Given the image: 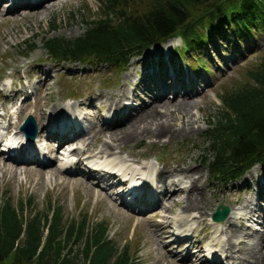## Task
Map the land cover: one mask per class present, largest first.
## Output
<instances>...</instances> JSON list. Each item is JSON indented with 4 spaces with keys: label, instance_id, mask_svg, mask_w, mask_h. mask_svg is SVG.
<instances>
[{
    "label": "rangeland",
    "instance_id": "obj_1",
    "mask_svg": "<svg viewBox=\"0 0 264 264\" xmlns=\"http://www.w3.org/2000/svg\"><path fill=\"white\" fill-rule=\"evenodd\" d=\"M56 3L50 11L43 12L38 17L36 15L29 16L30 9L24 7L17 8L14 15L6 13L5 5H0V78L1 75L12 77L15 73L14 79H17V81L8 78L0 80V89H2L0 103L6 105L14 100L15 96L10 97L11 89L6 87L14 81L12 88L22 91L19 93L20 95L17 94L18 99L27 98V102L23 106L27 107L28 104L32 109L37 104L36 110L39 113V120H36V122H39L41 126L45 122L44 119H47L50 110L56 105L63 108V111L64 108H72L76 111V118L81 122V131H83L80 135L81 138L78 140L82 141V144L83 141L84 144H90L88 148L86 145H82L84 148L81 147L76 156L91 152V155L97 158L91 157L90 160H87L89 164L95 161H104L103 163H93L94 166L84 162L83 166L78 167L80 170L88 171L92 167L96 169L95 166L105 163L107 165L104 166H108L111 170L115 168V163L122 164L123 169H126L125 166H130L129 162H132L135 166L129 168L131 171L138 168L145 173H152L157 169V171L167 172L170 168L176 167L179 169L181 165L182 167L189 165L192 169H197L202 173L201 180H197L200 196H202L200 197L202 198L201 203L197 205L198 207L183 214L181 204L176 203L171 211L167 212L163 209V202L159 201L156 204L158 211L155 209L156 212L148 216L143 214L137 217L129 213L123 205L116 204L114 199L108 198L111 195L115 196L114 191H116V188L108 186L106 182H100L94 177L91 179L82 178L83 175L79 174L60 175L62 170H58V163H52L46 169H38L33 165L22 166L7 162L1 156L0 196H7L13 205H20L21 203L24 208L26 202L30 200V206L25 208L26 215H34V212L43 214L49 207H59L64 215V223L71 220H80L85 216L90 230L95 224L104 222L108 229L109 239L117 248L121 249L123 246H127L129 252L138 259L137 264H169L163 261L162 258L160 259L161 254L168 255L167 249L169 248H164L158 235H156L157 244L152 242L150 236L154 235L152 230H154L155 224H158L160 215L164 218L170 217L174 221L177 220L178 216L179 218L183 216L185 221L193 211L200 215L206 212L202 216L204 220L199 222L198 232L194 233L193 236L196 238L197 233H207L200 234L196 238V244H201L203 239V246L210 244V241L216 246L215 242L222 238V241L219 239L220 242H218L219 245H222L227 240L226 237L220 235L225 223L210 224L212 221L208 217L219 204L229 206L230 209H233V212L238 211L240 215L244 213L242 209L247 204L244 199L247 201L250 198L253 201L252 206L256 205L252 210V220L254 221L249 225L251 226L249 230L252 233L247 230L244 231V235L248 232L247 236L249 237L254 234V230L258 232L264 229V178H262L264 177V162L263 165L254 166L241 178L229 183H218L212 180L209 172L202 164L207 147L202 134L208 127L209 118L217 116L218 109L221 108L218 98L226 89H235L243 85L246 81L244 76L246 70L264 57V32H255L254 38L248 43H242L237 47L231 43L230 38H220V42L209 44L206 51L201 50L194 59H190V56H181L182 59L178 60L173 59L175 57L174 53L177 54L176 51L181 50L182 47L178 40L173 39L161 48L154 47L137 57L131 58L122 71H113L112 67L105 65L93 66L68 62L51 63L47 60L42 47L43 38L53 35L74 38L80 35L84 30L83 15L93 14L96 17L99 6L97 0H59ZM46 5L45 8L49 6L48 3ZM53 23L57 27V31L55 34L48 35L50 26ZM32 45L35 50L28 53L29 47ZM200 57L202 58L201 61L211 69L210 73L194 69L197 63L196 60H199ZM40 70L44 73L49 71V77L44 78L42 73L38 72ZM145 72L148 75L143 76ZM173 79L176 83L181 84L189 82L191 90L189 93L180 91V94H171L169 90H166L163 99L172 102L174 97L179 95L178 98H175L178 99L177 101L185 100L184 98L187 97L192 104L194 103L190 111L193 133H188L187 136H172L173 138L164 135L156 139L145 135L146 137L143 136L136 142H130L126 145L121 144V148L115 149L111 155L106 154V157H103L99 154L102 145L108 141L105 137L100 139L95 137L96 130L101 124L99 115L108 111L105 104L106 98L113 95L118 100L120 95L125 92L127 97L123 104L126 105L125 108L130 106L133 108L127 115H121L120 117V122L126 124L127 120L132 118L143 104L149 102L151 96L147 89L152 90L153 93L156 92L154 86H151V82L160 80L161 86L165 88L168 84H165V81H173ZM3 88L6 89L5 92H3ZM98 94L105 95L106 98L97 100L94 108H82L81 105L84 101L92 98L96 100ZM101 104L104 106V111H98ZM66 105H70V107H64ZM60 110L62 109L58 111ZM29 111L21 112L17 124L29 114ZM123 111L121 112L123 113ZM161 112L164 113V110L161 109ZM41 114L45 115L43 119L40 117ZM172 115L173 121L172 117L169 118L172 123L167 125L171 131L180 129L186 124V117L182 116L183 119H180L181 115L177 112H173ZM177 116L179 117L177 118ZM14 121L12 120V122ZM109 121L111 122V119ZM39 137L38 143L42 142L45 146L43 148L47 149L48 154H51V158L55 160V154L58 153L54 149H49V147L55 148L53 141L48 142L42 132ZM73 139V141L76 140ZM77 144L76 140L73 146ZM63 151L61 146L57 157ZM109 162H114V164L108 165ZM3 163L6 164L4 168H2ZM84 165L88 168H84ZM9 167H18L16 176ZM116 171H119V169L116 168ZM173 178L177 179L178 177ZM180 178L183 179V177ZM253 179L256 182L255 185H251ZM183 181L184 188L192 182L190 178L189 181L185 178ZM62 182L64 185L61 184ZM117 185L119 184L116 183ZM117 189L123 191L125 186ZM147 190L152 194L157 193L155 185L150 182L147 185ZM180 196L184 195H179L175 202L181 199ZM196 216L198 215L196 214ZM235 219L232 216L230 221L237 223ZM206 223L214 225V227H208L207 231L205 230ZM234 228L238 229L239 227L234 225ZM263 232L264 230L259 233ZM171 233L166 239H173ZM252 243L254 244L255 241ZM258 244L259 249L261 248L264 252V240H260ZM201 245L199 246L201 247ZM255 245L257 244L253 246ZM163 249L166 250V253L163 252ZM170 249H173V247ZM178 250L174 248L172 251L176 253ZM181 259V257L173 258L172 264H184Z\"/></svg>",
    "mask_w": 264,
    "mask_h": 264
},
{
    "label": "trees",
    "instance_id": "obj_2",
    "mask_svg": "<svg viewBox=\"0 0 264 264\" xmlns=\"http://www.w3.org/2000/svg\"><path fill=\"white\" fill-rule=\"evenodd\" d=\"M97 1V16L83 15L80 35L43 38L47 60L122 71L131 58L178 36L183 48L176 57L194 59L220 38H230L237 47L264 32V0ZM56 31L53 23L48 35ZM33 50L32 45L29 52ZM201 60L196 65L209 71ZM244 76L243 85L218 98L221 108L202 134L207 145L202 164L218 183L235 181L264 162V57ZM30 204L28 200L25 208ZM25 208L0 196V264L138 262L127 246L117 248L109 239L104 222L89 230L85 216L64 223L59 207L34 215H26Z\"/></svg>",
    "mask_w": 264,
    "mask_h": 264
},
{
    "label": "bare ground",
    "instance_id": "obj_3",
    "mask_svg": "<svg viewBox=\"0 0 264 264\" xmlns=\"http://www.w3.org/2000/svg\"><path fill=\"white\" fill-rule=\"evenodd\" d=\"M46 0H12V9H15L17 6H23L29 10V16L36 15L37 17L42 15L43 12H48L54 4H57L59 0H50L46 3L49 4L48 7L45 8L46 3H43ZM56 7V6H55ZM28 11V10H27ZM35 17V16H34ZM50 68V67H49ZM46 70V69H45ZM38 72H41L38 71ZM44 78L49 77L48 75L50 74L49 71L47 73L41 72ZM174 74V73H173ZM172 75V74H171ZM177 78V77H176ZM47 80V79H45ZM168 83V84H166ZM166 87L163 88L161 86L160 80H154L151 82V86H154V90L156 91L155 93L152 92V90L147 89V92L150 94L151 98H149V102L146 104H143V106L136 111V114L127 120L126 124H123L120 122V117L121 115H127L129 111H132L133 108L126 107L124 106L123 101H126L127 95L122 93L120 95V98L116 100L113 95H110L108 98H106L105 95L98 94L97 98L88 99L84 101V103L81 105L82 108H90L95 105V102L97 100H101L106 98L105 104H106V110L111 111L113 114L111 118L109 119H102L100 127L96 130V138H107V142H105L102 145V148L99 151V154L103 155V157H106V154H113V151L115 149H120L121 144H128L130 142H136L141 139V137L148 135L151 138H161L165 135L170 136H187L188 133H193V122H192V117L190 116V111L193 106V104L186 98L185 100L182 101H177L175 98H178L179 95L177 96H172L174 97V100L172 102H167L164 101V97L166 94L165 91L169 90L174 94H180V91H183L184 93L187 92L189 93L191 90V87L189 86V82H186L184 84L181 83H176V81L173 79V81L166 80L165 81ZM6 89L3 88V92H5ZM21 90H15L14 88L11 87L10 91V97H14L17 94L21 93ZM0 93H2L0 91ZM135 98V97H134ZM170 101V100H169ZM26 98L22 101L21 105L23 106L26 103ZM7 105V104H6ZM4 103H0V106H6ZM124 106V108H122ZM138 106V105H137ZM97 107V106H96ZM104 106H100V109L98 111H104ZM139 107V106H138ZM63 109L59 107V105L54 106L50 110V113L48 114L47 119H44L45 122L42 123L43 125L41 126L39 122L37 123V130H38V135L36 137V145L38 144L39 141V135L42 132L43 134L46 135V139L49 141H53V143L58 141L60 144L65 142V141H71L69 144H73L78 142L79 147L81 148L82 145H86L88 148L90 144H84L85 142L78 140L80 137H78L75 141H73L72 138H74L77 134L80 135L79 133H82L79 124L70 118H65L62 117L61 121H56L58 120L60 115H62V112L59 113L57 110ZM68 111L73 113V109L66 108ZM161 109L164 110V113L161 112ZM122 110L123 113L121 112ZM63 111V110H62ZM177 112L178 114L181 115L180 119L187 118L186 124H184L180 129H176L171 131V129L168 128V124L172 123L169 118L172 117L173 121V115L172 113ZM50 114L53 115L52 122L50 125H47L46 123L50 122ZM134 114V113H133ZM130 116V115H129ZM169 116V117H168ZM40 117H45L43 114L40 115ZM179 116H177L178 118ZM176 118V117H175ZM111 119V122L109 121ZM179 119V120H180ZM41 120V118H40ZM178 120V121H179ZM126 121V120H125ZM186 121V120H185ZM195 123V122H194ZM8 128L11 129V131L8 133L9 136L12 134L14 137H22V134L18 131H16L17 126L16 125H7ZM55 130L58 132L57 136H54ZM49 131H53L52 134L49 133ZM13 137V138H14ZM146 137V136H145ZM149 137V138H150ZM173 138V137H172ZM55 139V140H53ZM71 139V140H70ZM80 141V143H79ZM142 141V140H141ZM15 144V143H14ZM16 147L19 146H28V145H23L20 142L15 144ZM77 149V148H76ZM79 150V149H78ZM21 154L18 157H8L10 161H12L15 164L21 163V164H26V163H31L34 162L39 168L46 169L48 168L47 166L50 165L51 163L54 162L53 158H48V161L46 163H38L37 159L35 157V154L40 153L41 154V149L36 148L35 146H30V147H21L20 148ZM35 152V153H34ZM90 154V153H89ZM1 155V154H0ZM32 163V164H34ZM55 163V162H54ZM83 162L80 161L79 159L77 160V165L82 164ZM71 165L75 167L76 165L73 163V160H68V158H65L64 166ZM181 165V164H180ZM179 165V166H180ZM263 165V163L261 164ZM6 164H2V168H4ZM124 166L122 164L118 165L115 164V168L113 170H116V168L119 169L118 172L124 175H130L131 174L128 172V169H123ZM148 167V166H147ZM178 167V166H177ZM10 169L13 170V174L16 176V171L18 167L13 168L9 167ZM170 168V167H169ZM138 169V168H137ZM62 170V169H61ZM131 170V169H130ZM63 171V170H62ZM61 171V172H62ZM134 171V170H133ZM59 173V171H58ZM65 173V172H64ZM81 175L83 176H89V177H94V178H100L104 181H109L111 184H114L117 180V178L113 177L110 174L104 173V174H99V172H96L94 170H88V172H80ZM146 174V175H145ZM134 176V179L137 180H142L145 182V180L149 183H152L155 185V188L157 190L156 194H152L150 191L147 190V183L143 184V187L140 190L133 191L134 198L132 201L130 199H126L125 203L123 200V195L121 193H117V196H119V199L122 200V203L128 204V206L133 207L138 210H142L145 208H148L154 204H157L159 201H162L161 203L164 204L163 209L166 210L167 212L171 211L173 206L178 203L181 204L182 212L185 214L187 211L192 210L193 208L198 207L197 205L200 204L201 199L200 197V188H198V182L197 180H201L202 178V173L198 171L197 169H192L189 165L186 167H182L177 169L175 168H170L167 172L166 171H156L154 174H147L144 173V171L137 170L136 173L132 174ZM173 177H178L177 179H174ZM183 177V179H188L189 178L192 180L189 186H186L184 188L183 186V179L180 178ZM53 178V177H52ZM264 178V177H262ZM252 183V182H251ZM64 185V183H61ZM187 184V183H186ZM256 182L253 179V183L251 185H255ZM259 184V183H258ZM113 188L115 189L116 185H112ZM262 187V186H261ZM261 189V188H260ZM150 190V189H149ZM205 191V190H204ZM203 192V191H202ZM245 192V191H244ZM115 193V191H114ZM179 195H184L180 196L181 199H179L177 202L176 198ZM244 202L247 203L244 208L242 209L244 213H241L240 215L238 214V211L233 212V209H230V214L229 217L223 222L225 223L224 229L220 232V235L223 237H226L227 240L226 242L222 243V245H219L218 242L222 241V238H220V241L216 242V246H214V249L220 253L222 256L221 259H218L217 255H213L212 261L209 262V264H224L227 261H232V264H264V252L262 249L258 247V243L261 240H264V232L259 234L256 231H253L254 234H251L249 237L247 236L248 232L246 235H244V231L249 230L253 221L252 220V210L255 206L253 205L252 199H248L247 201L244 199ZM242 202V203H244ZM203 204V203H202ZM201 206V205H200ZM256 209V208H255ZM232 210V211H231ZM207 211V210H206ZM194 213H197L196 211H193L189 214V218H187L184 221V217H180L177 221L178 225L175 228L176 230L180 228H185L186 231H191L192 233L198 232L199 230V222L204 220L202 217L203 214H199L198 217L194 215ZM156 216V215H155ZM235 220H237V223L230 221L231 217ZM259 218L258 216H256ZM255 219V218H254ZM198 223V224H197ZM222 223V224H223ZM173 223L170 221L169 217H160V222L158 224H155L153 227V236H151V240L153 243H156L157 236H159V240L162 242L164 246L167 245L164 241L166 240V237L169 235V233L172 232V229L174 228ZM235 226H238L239 228L243 229H236L234 228ZM208 227L212 228L214 225H206V229L208 231ZM263 227V226H262ZM174 229V230H175ZM252 230V229H251ZM254 230V229H253ZM264 230V229H262ZM250 231V230H249ZM252 233V231H250ZM170 238V237H169ZM257 244L253 246L254 244ZM157 244V243H156ZM188 243H182L179 244L178 242H175L174 239L169 241V246L170 248L173 247L175 248L176 246L179 248V250L175 253L172 250H168V255L167 254H161L160 259L162 258L163 261L172 264V259L177 258L178 256L181 257L182 259L185 260L189 256H191V253H194L195 251L193 250L191 253H189V247L187 245ZM160 246V243L158 244ZM201 244L198 243L197 245V253L201 257L200 259L203 260V263H207V259L209 258L208 252L204 256L205 250L204 248L199 246ZM217 247V248H216ZM225 248H227L225 250ZM195 252V253H196ZM194 253V254H195ZM192 254V256L194 255ZM213 254V252H212Z\"/></svg>",
    "mask_w": 264,
    "mask_h": 264
},
{
    "label": "water",
    "instance_id": "obj_4",
    "mask_svg": "<svg viewBox=\"0 0 264 264\" xmlns=\"http://www.w3.org/2000/svg\"><path fill=\"white\" fill-rule=\"evenodd\" d=\"M27 128H29V130ZM21 129L23 131H26L27 134H31V137H34L35 136V123L33 122V120L29 119V121L26 122L21 127ZM229 211H230V209L227 206L219 205L217 207L216 211L212 215L213 220L216 221V222H222V221H224L227 218V216L229 214Z\"/></svg>",
    "mask_w": 264,
    "mask_h": 264
}]
</instances>
